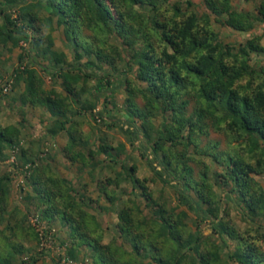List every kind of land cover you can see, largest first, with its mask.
Here are the masks:
<instances>
[{"label": "trees", "instance_id": "16d2710c", "mask_svg": "<svg viewBox=\"0 0 264 264\" xmlns=\"http://www.w3.org/2000/svg\"><path fill=\"white\" fill-rule=\"evenodd\" d=\"M201 3L202 13L192 0H0V58L14 61L0 72V111L5 98L40 108L45 136L65 169L75 166L74 180L57 175L52 156L24 146V119L0 122V163L15 157L0 172V264H37L47 237L63 250L54 264H264V71L252 62L264 46L258 35L225 42L213 27L264 25V0L252 10ZM120 88L118 115L104 116ZM87 114L106 132H84ZM19 174L22 208L9 203ZM31 211L44 232L28 222Z\"/></svg>", "mask_w": 264, "mask_h": 264}, {"label": "rangeland", "instance_id": "374dc122", "mask_svg": "<svg viewBox=\"0 0 264 264\" xmlns=\"http://www.w3.org/2000/svg\"><path fill=\"white\" fill-rule=\"evenodd\" d=\"M192 2H194L196 4V10L199 13H202L205 11L203 5H202V0H192ZM258 2V0H233V5L235 7H237L238 9H244V10H252L254 5ZM213 27L215 28V30H217L220 34V37L225 41V42H244L245 40L253 37V36H260L261 37V45L264 46V25H257L252 31L248 32V33H239V32H235L233 30H231L230 28L227 27H220L217 24H213ZM56 46L58 49L64 50L67 53L70 54V51L67 48H64L61 44L60 41H56ZM15 54L18 52L17 50L14 51ZM13 55V54H12ZM7 56H9L8 54H4L0 59H1V63L0 64V72L3 71V69L5 68L6 70H9L10 64L13 63L14 61H9L6 62L4 58H7ZM70 57V55H69ZM4 59V61H3ZM252 62L255 64V68H257L258 70H263L264 71V54L262 55H253L252 56ZM3 73V72H2ZM4 77L7 76V74L3 73ZM264 75V74H263ZM131 77V74L129 75ZM45 84L44 87L49 89L50 87L55 88V90H57L58 92H61V87L60 85L55 82L50 80L48 77H45ZM9 91V90H8ZM11 95H16L17 94V90H14L13 92H10ZM124 93L123 90L120 88L119 90H116L114 92L113 95V101L114 104L116 105V108H113L112 105H107V109L106 110H110L109 113H106L105 111L103 112L104 116H109V115H118V111L117 109H120L122 102L124 100ZM8 98H5L2 100V104H3V109L2 111H0V122L3 125H7V124H15L17 121H19L21 118L24 119L23 121V125H25L24 128V146L25 147H31L30 144L32 145V148L34 150L38 149V150H42L45 153L48 154V156H52L53 157V162L51 163L56 170V174L59 176H63L69 180H74V175H73V170L75 168L71 167V170L68 171L65 169L66 164L64 162L63 156L58 152V146H56V142L54 138H49L45 136V126L46 123L50 121V119L48 118L47 114H44V112L40 109V108H31V107H24L22 109H20V107L18 106V103L16 104H12L11 106L8 104ZM103 106L101 104V102L98 104V106L96 107V109L94 110V113L96 112H100L102 110ZM20 110H23L24 114L21 116ZM21 116V117H20ZM99 117H96V121H94V119H91L90 115H86V119L84 120V118H81L79 120H82V127L81 129L86 132L89 127H97L100 130H102V132H106V129L101 126L100 120L98 119ZM125 128V127H124ZM107 133L111 134L114 137V143L116 144L117 141L125 143L126 146V150L127 152L133 157L137 167H138V172H137V176L140 178H149L151 176V173L149 171V169L147 168L145 162L140 159V157L138 156L136 151H133L132 147H130L127 138L118 133L117 131H107ZM211 139H221V137H218L214 134H212L210 136ZM32 140L34 141V143L32 142ZM40 141V142H39ZM203 143L205 144L206 142L203 141ZM41 144V147L39 146ZM134 145H139V141H135ZM223 146V145H222ZM46 155H44L43 157L45 158ZM15 157L12 154L11 157L5 161L4 163H0V172L4 171V170H13L8 163L14 161ZM52 160L49 159V162H51ZM103 174L105 176L110 175L109 172H107V170H103L102 171ZM12 180V195L11 198L9 200L10 206H18L20 208H22L23 206V201L21 200V196L24 194V191L28 190L27 187H25V185L22 186V183L24 181L23 175L19 174V175H14ZM147 185L152 188L155 191H158V186L157 185H153L150 181H148ZM22 186V189H21ZM95 185L93 183H91L89 185V188H93ZM23 191V192H21ZM23 193V194H22ZM95 196V195H93ZM10 207V208H11ZM10 210V209H9ZM29 219L28 222L32 225L37 224V228L36 230L39 231L40 233H42V231L44 232V230L47 229L45 222L44 223H39L37 222V214L33 211H31V213L28 215ZM231 218L233 219V222L239 226L240 228L244 227V222H242L240 220V218L238 217V215H236L235 211L232 209L231 210ZM99 219L101 220L102 223H106L108 221H116L115 216L111 217L110 219L107 216H101L99 217ZM57 233H56V232ZM52 232L56 233L58 238H63L64 237V233L61 231H57V226H54L52 228ZM51 232V233H52ZM209 230L205 229L204 234H208ZM46 234V233H45ZM110 239V233L107 232V234L105 235V242H108ZM47 241L45 243V241L42 243L44 244V246L50 247V251L48 253H46V255L42 256L41 259L38 260L37 264H54L57 260V256L59 254L63 253V250L61 248H59L58 243L55 242L54 240H51L47 237ZM50 241L52 243H50ZM25 246L28 247L30 246L29 243H25ZM40 247H35L32 246V253L35 254L36 252H38L40 250ZM24 260H26L25 256H22ZM88 261V259L85 260V263ZM87 264V263H86Z\"/></svg>", "mask_w": 264, "mask_h": 264}, {"label": "built area", "instance_id": "2783aa9c", "mask_svg": "<svg viewBox=\"0 0 264 264\" xmlns=\"http://www.w3.org/2000/svg\"><path fill=\"white\" fill-rule=\"evenodd\" d=\"M8 90H9V86H8V87H5V88L3 89V92L6 93V92H8ZM21 183H23V182H21Z\"/></svg>", "mask_w": 264, "mask_h": 264}]
</instances>
